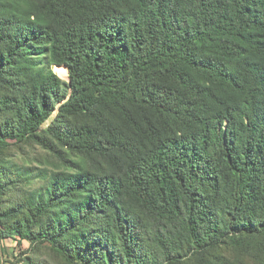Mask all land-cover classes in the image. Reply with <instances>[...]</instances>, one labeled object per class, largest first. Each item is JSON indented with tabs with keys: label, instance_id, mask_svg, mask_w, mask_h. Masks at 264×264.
Wrapping results in <instances>:
<instances>
[{
	"label": "trees",
	"instance_id": "obj_1",
	"mask_svg": "<svg viewBox=\"0 0 264 264\" xmlns=\"http://www.w3.org/2000/svg\"><path fill=\"white\" fill-rule=\"evenodd\" d=\"M0 243L264 264V0H0Z\"/></svg>",
	"mask_w": 264,
	"mask_h": 264
},
{
	"label": "crops",
	"instance_id": "obj_2",
	"mask_svg": "<svg viewBox=\"0 0 264 264\" xmlns=\"http://www.w3.org/2000/svg\"><path fill=\"white\" fill-rule=\"evenodd\" d=\"M13 246H14L13 244H8V245L5 244L6 254H8V255L11 254ZM0 252H1V243H0ZM1 259H2V257H1Z\"/></svg>",
	"mask_w": 264,
	"mask_h": 264
},
{
	"label": "rangeland",
	"instance_id": "obj_3",
	"mask_svg": "<svg viewBox=\"0 0 264 264\" xmlns=\"http://www.w3.org/2000/svg\"><path fill=\"white\" fill-rule=\"evenodd\" d=\"M57 73L62 79H66V74L63 72V68H57Z\"/></svg>",
	"mask_w": 264,
	"mask_h": 264
}]
</instances>
